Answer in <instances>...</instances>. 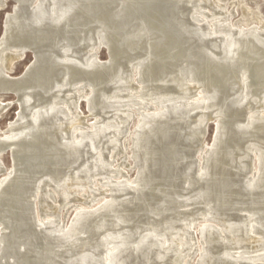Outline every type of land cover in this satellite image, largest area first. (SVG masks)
Returning a JSON list of instances; mask_svg holds the SVG:
<instances>
[{
	"label": "bare ground",
	"instance_id": "obj_1",
	"mask_svg": "<svg viewBox=\"0 0 264 264\" xmlns=\"http://www.w3.org/2000/svg\"><path fill=\"white\" fill-rule=\"evenodd\" d=\"M14 2L0 264H264V18L228 0Z\"/></svg>",
	"mask_w": 264,
	"mask_h": 264
},
{
	"label": "rangeland",
	"instance_id": "obj_2",
	"mask_svg": "<svg viewBox=\"0 0 264 264\" xmlns=\"http://www.w3.org/2000/svg\"><path fill=\"white\" fill-rule=\"evenodd\" d=\"M232 3H237L236 5V14L234 16V20L236 21L237 19L239 20L242 15H243V10L245 7L247 8H252L256 12H258L263 18H264V0H228V5L231 6ZM15 5L14 0H9L7 7L0 9V38L3 33V27H4V20H5V15H7L8 12H10L13 9V6ZM240 17V18H239ZM243 24H249V22L244 21ZM109 51L105 47H101L99 49V57L103 60L108 59L109 57ZM34 59V56L32 52H28L26 57L22 60L17 62L14 65V71L12 72V75L14 76H19L21 73L23 74L26 71V67L31 63V61ZM5 100L10 101L14 99L16 96L13 93H8L6 95L2 96ZM2 98V99H3ZM85 100L81 101V108L83 111L88 112V108L86 106ZM11 109H8L7 112L4 114V116L0 119V127L5 128L7 126V123L11 120H14L15 117L17 116V112L19 111V106L17 103H14L11 107ZM214 132V133H213ZM215 134V122L210 121L207 126V134H206V141H212L213 136ZM131 150H127V157L130 155ZM4 164L6 166H11L12 165V158L9 153V151H6V153L2 156ZM129 158V157H128ZM128 160V163L131 162V159ZM119 162V160H118ZM132 175H134V171L130 172Z\"/></svg>",
	"mask_w": 264,
	"mask_h": 264
}]
</instances>
